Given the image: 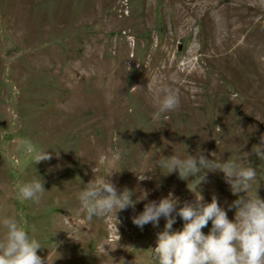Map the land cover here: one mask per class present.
I'll return each instance as SVG.
<instances>
[{"label": "rangeland", "instance_id": "obj_1", "mask_svg": "<svg viewBox=\"0 0 264 264\" xmlns=\"http://www.w3.org/2000/svg\"><path fill=\"white\" fill-rule=\"evenodd\" d=\"M240 1L212 0L209 21L181 17L198 0H0V221L16 217L47 264H111L103 250L116 264H155L166 220L140 229L132 218L169 192L180 199L177 211L195 202L193 178L155 161L198 148L214 160L255 150L264 136V0ZM165 86L180 106L156 118ZM40 150L52 158L35 164ZM247 162L264 199V161L251 154ZM94 168L96 176L117 172L113 183L134 201L149 192L118 214L119 236L114 215L88 221L78 200ZM33 179L46 191L39 203L19 195L18 185ZM198 190L234 221L229 206L238 196L223 172H209ZM173 216L172 231L182 230Z\"/></svg>", "mask_w": 264, "mask_h": 264}, {"label": "clouds", "instance_id": "obj_2", "mask_svg": "<svg viewBox=\"0 0 264 264\" xmlns=\"http://www.w3.org/2000/svg\"><path fill=\"white\" fill-rule=\"evenodd\" d=\"M150 85L151 81L148 87ZM179 106L177 92L170 87H162L155 98V117L164 115L167 119L166 113L175 111ZM253 148L255 150L252 153L237 152L235 158L230 160L208 159L204 151L198 148L194 155L186 151L183 157L161 155L155 161L156 167L167 170L168 174L178 172L179 177L186 181L193 178L190 183H194V187H188V190L195 195L194 203L185 202L177 211L180 199L169 192L167 197L159 201L145 203L143 211L132 218V223L140 229L149 223L158 227L162 217L166 220L164 230L157 233V246L152 250L155 264H264V199L257 194L258 171L247 162L251 154L264 161V136H261L260 143ZM28 151H33L31 146ZM51 158L48 151L40 150L35 155V164ZM216 171L224 173L232 194L238 196L229 206V210L235 209L234 221L229 220L216 196L212 197L211 203H204V197L198 190L199 185L206 182L207 174ZM93 172L94 179L78 193L81 208L88 221L93 217L114 215L118 234V214L128 208L134 210L136 203L147 200L149 192L141 191L138 200L134 201L132 190L125 188L119 191L110 179L117 172L109 170L107 174L100 176H96V168ZM146 179L151 177L145 175L142 179L139 178ZM18 188L23 200H33L36 203H39L46 192L42 179L25 182L18 185ZM240 193L246 195L239 196ZM173 213L184 221L180 231H172L173 224L176 223ZM209 222L212 227L209 234L205 235L202 229ZM0 224L5 229L4 237L0 239V264H47V257L38 255V251L42 250L41 243L30 235L16 217H5ZM103 255L111 264H116L107 251L103 250ZM119 264L126 262L121 258Z\"/></svg>", "mask_w": 264, "mask_h": 264}, {"label": "bare ground", "instance_id": "obj_3", "mask_svg": "<svg viewBox=\"0 0 264 264\" xmlns=\"http://www.w3.org/2000/svg\"><path fill=\"white\" fill-rule=\"evenodd\" d=\"M239 2H241L240 0H239ZM237 3V2H236ZM236 5V8H234V9H241L242 7H243V5H241V7L240 8H238V6H237V4H235ZM213 6H214V4H213V2H212V0H198V3L196 4V5H190L189 6V8H187V7H185L184 6V10L181 12V17H184V16H186V15H189V14H193V15H201L202 17H206L209 21H210V18L212 19V17L214 16V13H211V10L213 9ZM183 9V8H182ZM238 10H234V13L236 14V13H238V12H240V11H238ZM179 11H181L180 9H179ZM178 14V13H177ZM238 27V26H237ZM237 38H238V34L237 33H235V36H234V40H237ZM256 53L258 54L259 53V48H256ZM92 55H94L93 53H92ZM91 55V57L87 60L90 64L92 63V60H94L93 59V56ZM237 59V58H236ZM231 60V59H230ZM235 61V60H234ZM152 70V67L150 66L149 68H147V70H146V74L147 73H149L150 71ZM169 71H171V68H168V72ZM254 72V71H253ZM264 77V76H263ZM154 84H157V82H155ZM155 89H156V87H154ZM255 91V90H254ZM259 96V95H258ZM111 180H112V182L115 180L114 179V177H111L110 178ZM139 184H144L143 182H140ZM138 184V185H139ZM155 190V189H154ZM192 200H193V198L192 197H189L187 200H186V202H189V203H192ZM182 204V203H181ZM180 206V205H179ZM182 207V206H181ZM178 208V207H177ZM173 214H176V213H173ZM178 218V217H177Z\"/></svg>", "mask_w": 264, "mask_h": 264}]
</instances>
